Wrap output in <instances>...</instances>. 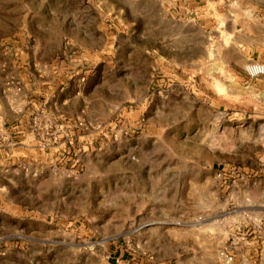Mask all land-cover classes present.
Returning <instances> with one entry per match:
<instances>
[{
	"label": "rangeland",
	"instance_id": "1",
	"mask_svg": "<svg viewBox=\"0 0 264 264\" xmlns=\"http://www.w3.org/2000/svg\"><path fill=\"white\" fill-rule=\"evenodd\" d=\"M227 41L179 0H0V149L67 150L39 210L0 188V264L260 263L263 124L219 83Z\"/></svg>",
	"mask_w": 264,
	"mask_h": 264
},
{
	"label": "crops",
	"instance_id": "2",
	"mask_svg": "<svg viewBox=\"0 0 264 264\" xmlns=\"http://www.w3.org/2000/svg\"><path fill=\"white\" fill-rule=\"evenodd\" d=\"M182 1V9L184 14L192 15L200 22L211 26V28H219L223 35L227 38V42L221 49L224 59L231 64L226 69L224 77H220L219 83L224 88L231 91V96L236 100L248 101L250 106L255 107V113L249 115V119H254L257 124L258 135L264 138V74L250 76L246 69L247 62L255 61L264 63V0H179ZM238 57V59H236ZM231 59V60H230ZM223 80V81H221ZM217 79L210 82L209 87L213 89L217 87ZM3 121V117L1 116ZM22 139L19 142H12V149H0V178H6V182L0 183V188L6 189V194L10 192L13 186L22 196L31 195L36 200L34 206L27 209L39 210L41 202V182L37 177L42 164V157L48 158L50 153H66L67 150H24L25 143L37 146L39 138L35 134L34 129L21 128ZM14 139L12 135L4 137L9 140ZM16 137V136H15ZM260 138H258L260 140ZM258 140V141H259ZM264 145V142H262ZM29 145V144H28ZM246 178L256 177V184H261L264 177V164L258 170H252L253 176L249 174L250 169H246ZM16 172L17 174H15ZM257 177H260L257 180ZM248 181V180H247ZM245 181V185H247ZM240 190V189H239ZM246 189H241V194L245 195ZM231 195L237 192L233 189ZM11 200L12 199H7ZM19 206V205H18ZM21 209L23 206L21 205ZM257 211L253 214L258 222L264 221V210L261 206L255 207ZM257 231L252 230L256 238L255 241L247 243L245 251L257 256L260 251V263L264 264V235L257 237ZM249 232L248 235L251 236ZM251 238V237H250ZM245 242V241H244ZM249 254V255H250Z\"/></svg>",
	"mask_w": 264,
	"mask_h": 264
},
{
	"label": "built area",
	"instance_id": "3",
	"mask_svg": "<svg viewBox=\"0 0 264 264\" xmlns=\"http://www.w3.org/2000/svg\"><path fill=\"white\" fill-rule=\"evenodd\" d=\"M245 69L250 76L261 75V74H264V63L253 61V62H250L249 64H247ZM233 172H235V171H233ZM219 176L224 177V174L222 172H219Z\"/></svg>",
	"mask_w": 264,
	"mask_h": 264
}]
</instances>
